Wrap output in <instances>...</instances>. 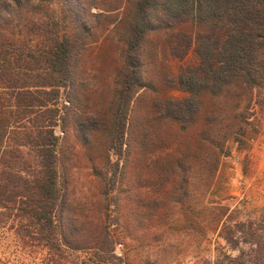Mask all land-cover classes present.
I'll list each match as a JSON object with an SVG mask.
<instances>
[{
  "label": "trees",
  "instance_id": "trees-1",
  "mask_svg": "<svg viewBox=\"0 0 264 264\" xmlns=\"http://www.w3.org/2000/svg\"><path fill=\"white\" fill-rule=\"evenodd\" d=\"M263 114L264 0H0V228L11 221L51 257L119 260L112 191L128 174L140 183L132 215L158 230L176 209L180 235H199L210 220L192 185L207 192ZM96 144L100 207L87 222L70 198V155ZM220 213L225 247L202 264H264V216Z\"/></svg>",
  "mask_w": 264,
  "mask_h": 264
},
{
  "label": "rangeland",
  "instance_id": "rangeland-1",
  "mask_svg": "<svg viewBox=\"0 0 264 264\" xmlns=\"http://www.w3.org/2000/svg\"><path fill=\"white\" fill-rule=\"evenodd\" d=\"M187 62L189 59L186 62H174V70L178 71L179 67ZM98 69L103 80L107 67L100 63ZM96 85H102L99 78ZM104 90H107L106 86L98 89L96 102L106 99ZM174 95L181 96V93L175 92ZM98 104L102 108L101 102ZM57 133L63 136L60 129ZM73 143L79 145L81 141L75 140ZM99 147L100 144H96L92 153L79 148L72 154L73 158L70 155V160L76 165V170L71 172L73 181L70 186V198L83 220L84 216L90 217L87 222H90L91 217L93 219L100 207L101 188L91 169V159L100 156ZM116 159V156L111 157L112 161ZM137 183L140 184L130 174L123 178L118 176L117 188L112 191L117 204L115 214L118 217L115 238L118 242L116 254L119 260L115 264H202L206 259H213L218 249L225 247V242L218 237L221 228V206L236 214V222L263 220L264 114L260 133L250 143L248 150L239 153L237 145H230V154L222 159L213 185L207 192L201 191L203 186L199 179L192 185L191 193L195 207L203 208L201 205L205 204L207 208L204 217L210 220L205 225L206 229L199 235H180L176 209L167 220L159 224L158 230V222L155 219H142L140 216H134L135 213L132 215V196L135 194L133 188L138 187ZM85 256L68 255L56 259L51 257L46 249L17 237L11 221L0 228V264H71Z\"/></svg>",
  "mask_w": 264,
  "mask_h": 264
}]
</instances>
